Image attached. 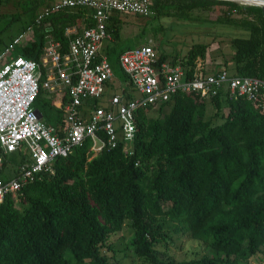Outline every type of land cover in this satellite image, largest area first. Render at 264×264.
Returning <instances> with one entry per match:
<instances>
[{
    "label": "trees",
    "instance_id": "obj_1",
    "mask_svg": "<svg viewBox=\"0 0 264 264\" xmlns=\"http://www.w3.org/2000/svg\"><path fill=\"white\" fill-rule=\"evenodd\" d=\"M22 1L31 16L21 30L31 26L34 38L17 54L39 63L45 36L59 41L65 53V29L74 26L81 32L93 24L86 17L89 11L80 7L52 12L36 24L52 0ZM170 4L176 5L173 12L186 15L195 8L218 7L216 23L248 30L247 37L230 39V60L213 69L264 79L263 8L230 0H154L147 16L168 14ZM123 24L118 13L107 23L113 42L103 46L102 53L113 76L121 72L124 83L119 92H110L113 78L108 81L106 97L134 94L118 64L119 54L131 47L113 48ZM207 49V43H194L182 56L157 55L160 61L180 62L188 73ZM41 70L43 80L46 71ZM53 101L54 95L40 87L34 106L56 113L55 118H44L41 111L59 133L63 112ZM150 109L136 113L130 152L120 142L93 154L86 138L15 194L4 196L0 264H121L112 236L126 222L132 230L127 248L141 264H264V115L242 96L194 92L173 94L157 106L156 116L148 115ZM214 118L221 121L213 123ZM16 152L20 161L28 160ZM5 162L6 157L2 168ZM172 233L198 242L199 251L190 258H174L168 250Z\"/></svg>",
    "mask_w": 264,
    "mask_h": 264
},
{
    "label": "built area",
    "instance_id": "obj_2",
    "mask_svg": "<svg viewBox=\"0 0 264 264\" xmlns=\"http://www.w3.org/2000/svg\"><path fill=\"white\" fill-rule=\"evenodd\" d=\"M153 2L52 0L38 14L36 24L52 12L79 7L89 11L86 17L93 24L81 32H76L74 26L65 29L69 36L65 53H61L59 41L45 36L40 63L19 54L8 56L31 40H24L32 34L31 26L13 37L0 52V173L8 153L21 151L28 159L19 161L11 178L0 176V202L39 172L49 169L56 157L67 156L73 146L86 138L91 140L93 154L120 142L130 152L137 111L155 108L177 92L205 97L222 94L234 99L242 96L264 115V79L210 69L203 58H197L187 73L180 62L160 61L150 43L126 48L118 57L134 94L129 98L121 93L105 96L107 82L113 78L112 66L102 53L104 42L112 40L107 30L110 17L116 13L147 16L153 12ZM41 67L46 71L43 80ZM40 87L54 95L53 104L63 112L64 124L59 133L37 115L34 101Z\"/></svg>",
    "mask_w": 264,
    "mask_h": 264
},
{
    "label": "rangeland",
    "instance_id": "obj_3",
    "mask_svg": "<svg viewBox=\"0 0 264 264\" xmlns=\"http://www.w3.org/2000/svg\"><path fill=\"white\" fill-rule=\"evenodd\" d=\"M20 0H0V50L3 51L13 37L22 32L21 28L29 23L31 11L28 5ZM176 5H169V13L160 16H143L134 13H119L118 16L124 21L121 28V38L113 48L135 47L149 42L158 53H164L168 59L178 55H184L194 43H207L208 49L205 58V65L212 69L223 66L225 61H229L233 53V47L230 45V39L233 37H247L248 30L229 24L216 23L213 19L218 13V7L212 10L195 8L189 15L184 12H173ZM172 12V13H170ZM139 33V35H137ZM33 34H28L24 40L33 39ZM113 41L106 40L104 45ZM19 47H16L8 56L17 54ZM0 51V52H1ZM123 77L121 72H116L113 76L112 88L108 91L119 92ZM208 100V98H207ZM40 107L46 115L51 118L56 117V113L49 109ZM149 116L158 114L157 107L148 110ZM221 118H214L213 123H218ZM53 124V123H52ZM5 166L0 173L1 178H11L15 172L21 155L17 152L8 153ZM172 243H169V253L176 259L190 258L199 251L198 242L189 239L185 234L179 235L172 233ZM132 236V230L127 222L122 231L112 236V242L118 257H122L121 264H141L140 261L127 248ZM248 264H258L255 260H250Z\"/></svg>",
    "mask_w": 264,
    "mask_h": 264
},
{
    "label": "water",
    "instance_id": "obj_4",
    "mask_svg": "<svg viewBox=\"0 0 264 264\" xmlns=\"http://www.w3.org/2000/svg\"><path fill=\"white\" fill-rule=\"evenodd\" d=\"M230 1H235V2H240V3H244V4H250V5H256L259 6L261 8H263V12H264V0H230ZM37 115L38 117H41V112L36 109Z\"/></svg>",
    "mask_w": 264,
    "mask_h": 264
},
{
    "label": "crops",
    "instance_id": "obj_5",
    "mask_svg": "<svg viewBox=\"0 0 264 264\" xmlns=\"http://www.w3.org/2000/svg\"><path fill=\"white\" fill-rule=\"evenodd\" d=\"M105 46V45H104ZM103 49V48H102Z\"/></svg>",
    "mask_w": 264,
    "mask_h": 264
}]
</instances>
